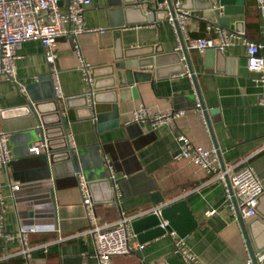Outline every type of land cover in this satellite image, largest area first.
I'll return each instance as SVG.
<instances>
[{
  "label": "crops",
  "instance_id": "0c3cea01",
  "mask_svg": "<svg viewBox=\"0 0 264 264\" xmlns=\"http://www.w3.org/2000/svg\"><path fill=\"white\" fill-rule=\"evenodd\" d=\"M145 1L152 10L160 0H91L83 13L86 25L104 30L84 31L76 40L58 37L54 46L62 88L59 105L66 130L73 133L76 142L77 166L89 180L104 177V155H108L116 176L121 178L118 204L102 187L90 188L97 220L112 222L122 212L141 214L154 205L150 197L154 188L163 195L160 203L184 199L197 223L184 238L202 262L249 264L244 229L254 254H264V191L256 214L241 217L240 221L224 203L222 182L211 179L210 173L187 159H175L174 153L181 146L179 135L204 147L214 143L225 165L248 157L264 181V114L258 100L262 85L253 80L256 74L246 66V48L241 41L236 40L222 53L208 58L206 50L202 53L189 49L206 111L207 131L195 109L197 96L192 79L183 73L188 67L180 58L181 50L175 48L176 34L165 14L147 11ZM182 1L190 8L186 24L189 35L216 38V32L206 29L208 20L217 21L208 6L210 1ZM60 6L64 10L66 1H61ZM243 14L238 26L242 30L231 31L260 40L263 19L257 1L244 0ZM75 42L91 64L90 83L78 68ZM119 46L121 51L133 48L142 54L152 52L137 57L143 65L153 68L149 79L134 84L137 98L129 91V98L116 99V88L110 87L111 78L106 76ZM44 50L40 40L24 41L15 60L16 82L0 77V130L10 134L13 155L8 164L0 167L1 226L8 232L17 231L20 222L48 228L28 234V243L34 246L29 256L33 264H98L92 234L82 233L88 223L76 175L67 172L68 165H64L56 174L51 171L50 178L39 179L42 152L32 154L28 150L38 138V123L25 103L55 95ZM261 52L264 55V48ZM91 85L98 102L105 106L95 117L82 97L91 91ZM140 103L153 110L183 108L186 112L173 123L155 128L148 122L124 124L123 119ZM13 183L20 184L15 197L10 189ZM212 208L216 211L208 214ZM129 239L135 246L124 254L112 255V264H188L174 250V240L167 234L140 242L132 229ZM255 245L263 248L256 250ZM21 246L17 236L0 235V264H21L25 259L19 252ZM257 262L264 264V257Z\"/></svg>",
  "mask_w": 264,
  "mask_h": 264
},
{
  "label": "built area",
  "instance_id": "2783aa9c",
  "mask_svg": "<svg viewBox=\"0 0 264 264\" xmlns=\"http://www.w3.org/2000/svg\"><path fill=\"white\" fill-rule=\"evenodd\" d=\"M66 1L64 10L61 9L60 2ZM91 0H0V77L11 82H16L17 72L15 69V60L18 57V48L24 41L40 40L45 47V60L48 66L49 76L52 81V87L57 98L62 97V88L60 83L59 70L56 66L57 53L54 46L58 37H71L76 40L78 34L84 31H103L86 25L83 16L85 7ZM210 9L215 18L221 5L218 0H209ZM259 13L263 19L261 39L254 41L243 33H236L226 27H222L216 20H208L206 29L216 32V38L212 36L192 37L187 32V20L190 16V8L183 6L182 0H171L173 14L168 10V0H160L155 9L165 11V20L172 26L176 34V50H181V41L186 50L196 49L204 52L207 47H218L223 50L236 40L241 41L246 48V66L256 75L253 80L262 85L259 95V105L263 108L264 114V55L261 49L264 48V0H256ZM148 8L147 2H143ZM147 11H151L150 9ZM221 13V12H220ZM72 24V25H71ZM75 53L78 57V68L83 74L84 80L91 82L90 62L84 59L80 53L79 47L75 42ZM191 77L189 70L183 72ZM181 74V73H179ZM193 84V83H192ZM194 86V84H193ZM19 89L24 90L23 86ZM195 93V88H194ZM196 94V93H195ZM1 108V107H0ZM195 109L199 113L200 119L208 131V123L204 117L203 108L200 102L196 100ZM186 112L185 109L153 110L151 107L140 103L130 110L123 119L124 124L148 122L152 128L157 125L170 122L173 123L178 117ZM9 133L0 130V167L8 164L12 160V151L9 146ZM181 146L174 153L175 159H187L205 169L211 174V179L218 178L225 190L224 203L228 205L235 218L254 216L257 210L259 196L264 191V181L258 176L256 170L248 162V157H244L237 164H224L221 160L218 148L214 143L209 147L192 142L188 137L179 135ZM68 147L75 150L76 142L71 131L65 133ZM47 142L45 139H37L29 146V152L32 154L40 153L45 150ZM104 165L106 173L112 182L115 196L119 199L122 191L119 187L118 177L116 176L113 162L108 155H104ZM240 164V165H239ZM236 166V167H235ZM77 187L81 194V203L85 209L88 228L82 233H91L95 243V255L98 264H112L111 256L114 254H124L130 251L135 244L130 241L132 219L143 213L154 212L160 214L161 206L164 203H158L144 210L141 214H128L122 212L116 220L112 222L99 223L94 209V200L92 191H90L88 180L81 171L77 172ZM20 184H10V189L14 193L18 190ZM1 188V184H0ZM15 197V193L14 196ZM216 211V208L210 209L208 214ZM2 215H0V235L6 237L17 236L21 240L22 246L19 252H22L25 259L21 264H33L29 260L33 245L28 243V234L45 230L33 223L20 222L15 232H8L2 228ZM159 224L165 228L163 234L169 235L174 240V250L179 251L188 264H206L191 251L188 247L185 236L177 233L169 226L166 219H161ZM51 229H54L52 227ZM254 256L261 260L264 254L257 251ZM247 262L253 264V257L248 255Z\"/></svg>",
  "mask_w": 264,
  "mask_h": 264
},
{
  "label": "water",
  "instance_id": "95a60500",
  "mask_svg": "<svg viewBox=\"0 0 264 264\" xmlns=\"http://www.w3.org/2000/svg\"><path fill=\"white\" fill-rule=\"evenodd\" d=\"M168 2V10L173 14L171 0H168ZM219 4L222 7L221 13L216 16L219 25L230 30L241 31L242 29H238V26L240 25L239 22L243 19L244 15V0H219ZM183 6L187 7L184 2ZM208 6H210V3ZM151 11L152 13L153 11H161L162 13H165L164 10L155 8ZM181 52L182 54L180 55V58L183 57L182 61L186 63L188 70L191 73V79L196 93H194V95L197 96V101L200 102L205 115L206 111L204 110L203 103L200 99L194 69L191 66L188 50L185 49L182 41ZM220 52L222 53V50L218 47H207L205 55L208 58V56L211 57L212 54ZM150 54H152V52H145L143 54L137 51L135 52V49L133 48H124L121 51L119 46V50L114 57L115 62L110 64L111 71L106 74V76L111 78L110 87L116 88L115 90L118 94L116 99L117 97L122 100L124 98H129V91H131V96L133 98H137L138 93L134 84L138 81L149 79L151 77V71L153 70L151 66L146 67V65H143L142 61L137 57ZM90 77L93 78V74H90ZM91 87V91L85 93L82 97L85 100L84 105L87 106V109L91 112V114H94L95 117L105 108V106L102 105L101 102H98L95 95L96 93L93 91V88L95 87L93 85H91ZM113 98L115 100V97ZM88 101L89 104H87ZM25 105L28 106L29 111L33 113L37 119L38 138L45 139L47 142L45 150L40 155L41 157H39L42 158L41 162L43 163L41 168L42 176H40L39 179L50 178L51 171L56 174V172H60V168L64 165H68V168L66 169L67 172H74L77 178L76 173L81 171V169L77 166L75 151L68 147L67 140L65 138L66 127L61 114L59 99L55 95H51V97L48 98L29 100L25 103ZM104 168L106 172V166H104ZM87 180L89 188H93L95 185L102 187L106 191L109 198H113L114 202L118 204L119 199L114 194L112 182L108 178L107 174L98 179L89 180L87 178ZM117 181L120 183L121 178H118ZM150 197L154 205L164 201L161 192L159 190H155L154 188L151 189ZM51 198L53 201V192H51ZM161 207L160 214L147 212L132 219L130 225H132V229L134 233H136L140 242L157 236L160 233H164L165 228L159 224L161 219H166L167 223L181 235H186L193 229V227L196 226L197 223L190 213L188 206H186L184 199H175V201L164 203ZM238 219L241 221L240 216H238ZM243 233L247 240L250 250L249 253L253 257V264H258L251 247L250 238H248L245 229ZM263 246L259 247L258 245H255V249L260 250Z\"/></svg>",
  "mask_w": 264,
  "mask_h": 264
}]
</instances>
